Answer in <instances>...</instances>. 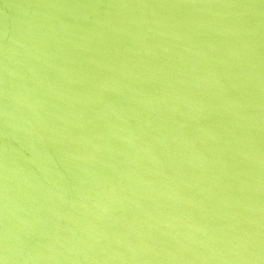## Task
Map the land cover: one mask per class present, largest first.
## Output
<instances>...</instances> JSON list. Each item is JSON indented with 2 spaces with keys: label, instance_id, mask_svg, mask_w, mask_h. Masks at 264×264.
I'll list each match as a JSON object with an SVG mask.
<instances>
[{
  "label": "water",
  "instance_id": "95a60500",
  "mask_svg": "<svg viewBox=\"0 0 264 264\" xmlns=\"http://www.w3.org/2000/svg\"><path fill=\"white\" fill-rule=\"evenodd\" d=\"M0 264H264V0H0Z\"/></svg>",
  "mask_w": 264,
  "mask_h": 264
}]
</instances>
